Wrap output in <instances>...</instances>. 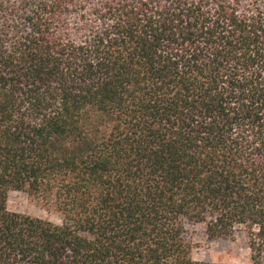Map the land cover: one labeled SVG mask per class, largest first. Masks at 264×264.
Wrapping results in <instances>:
<instances>
[{
	"label": "trees",
	"instance_id": "trees-1",
	"mask_svg": "<svg viewBox=\"0 0 264 264\" xmlns=\"http://www.w3.org/2000/svg\"><path fill=\"white\" fill-rule=\"evenodd\" d=\"M188 224L264 264V0H0V264H207Z\"/></svg>",
	"mask_w": 264,
	"mask_h": 264
},
{
	"label": "rangeland",
	"instance_id": "rangeland-1",
	"mask_svg": "<svg viewBox=\"0 0 264 264\" xmlns=\"http://www.w3.org/2000/svg\"><path fill=\"white\" fill-rule=\"evenodd\" d=\"M6 207L10 212L61 225V216L49 203L24 192L10 191L7 195ZM185 238L191 247L190 257L195 262L251 264L242 230H237L231 239L209 240L203 224H188L185 227Z\"/></svg>",
	"mask_w": 264,
	"mask_h": 264
}]
</instances>
